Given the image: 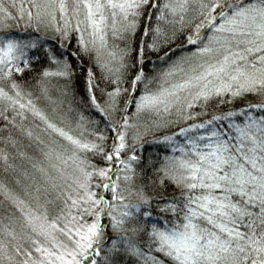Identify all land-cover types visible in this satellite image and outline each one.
<instances>
[{
  "label": "snow or ice",
  "instance_id": "1",
  "mask_svg": "<svg viewBox=\"0 0 264 264\" xmlns=\"http://www.w3.org/2000/svg\"><path fill=\"white\" fill-rule=\"evenodd\" d=\"M185 32L191 51L177 56L169 45ZM109 34L123 47L109 50ZM85 56L101 75L88 67L81 102L105 121L91 139L84 125L99 121L78 113L73 135L33 95L50 98V78L71 81ZM249 95L260 100L208 113ZM41 126L71 148L45 144ZM173 127L148 142L163 154L137 155ZM22 137L44 145L34 172L9 163ZM0 144L23 188L0 183V264H264V0H0ZM154 185L172 190L147 195Z\"/></svg>",
  "mask_w": 264,
  "mask_h": 264
},
{
  "label": "trees",
  "instance_id": "2",
  "mask_svg": "<svg viewBox=\"0 0 264 264\" xmlns=\"http://www.w3.org/2000/svg\"><path fill=\"white\" fill-rule=\"evenodd\" d=\"M143 28V21H141V30ZM13 31H28L32 32V28L25 29L24 24H20L19 28L16 27V22H12V28ZM190 30V29H189ZM43 36V38L50 43L52 42L53 36L55 35L52 31H46L43 28L41 29V32L39 33ZM187 35V32L183 34H179L177 39L174 41V43L170 44L169 47L172 48H180V51L176 52V55H180L181 52L187 50L191 51L190 46L185 45L184 36ZM151 37H149V40ZM75 41L73 40V44ZM182 45H185V47H181ZM118 46L123 47V44L119 42ZM112 48V46H111ZM74 50L70 46L69 51ZM164 51H167V48L163 49ZM130 55L134 56L135 52L131 53ZM157 53L155 51L145 50V71L152 75V69L155 65L159 64V61L156 59ZM115 63V62H113ZM91 66L93 70L95 71V74L97 77L101 75L100 70L96 68V65L94 63L90 64L89 58L87 56L83 59V65L81 68L77 70L75 73L74 78L71 81L67 80H58L55 77L50 78L48 82V92L49 97L46 98L39 94L38 89L34 86L33 87V95L37 97L35 102L37 105L41 108H43L49 115L50 118H53L56 123L63 127L66 131L71 132L73 135H79L81 132V129L76 126L77 122V116L78 113L82 112L83 115L86 117L87 120H95L99 121L97 125H91V124H85V131L84 135L87 136L89 139H91L90 130L94 127L95 130L99 131L104 127V119L100 115V113L95 109L91 107H86L81 102V97L86 98L85 90H84V78L87 73L88 67ZM35 75V73H33ZM34 84V82H33ZM115 85L109 84L108 88L114 87ZM127 84H124L123 87H127ZM100 88H104L105 91L108 90V88H105V84L101 83ZM103 92H101L99 89L96 90L95 95L97 97L98 102H100L101 97L103 96ZM139 95V91L136 93ZM126 98V97H125ZM260 100V96H252L249 95L245 97L243 100H236L233 104H224V105H218L217 102L214 100L212 104L208 108V113L212 114L214 111H224L231 107H241L243 106L244 102H257ZM133 106V105H132ZM196 111H200L199 108L196 109ZM29 123H35L39 124V121H26L25 124L28 125ZM176 129L173 127L171 129L168 128H161L156 132H152L148 135H145L143 137V140L141 143L143 144V148H137V155H142L145 158L147 157L148 153L151 152L153 158L155 159L158 154H163L165 149L163 145H160L158 147L153 146L149 144L148 142L153 139L154 136H162L165 135L168 131H175ZM131 132V131H130ZM35 133H38L41 138L45 141V144L51 143L54 146H59L61 150H63L65 147L71 148L70 145L67 144L66 141H64L62 138L57 136L54 133L49 134L48 132L44 131L42 126L35 129ZM106 135L108 137L106 147H111L112 142V136L113 133L110 131H106ZM132 133H128L129 138L131 139ZM149 137V138H145ZM130 145V142H128ZM0 147H3L2 144H0ZM44 150V145H38L35 141L30 140L27 137H22L19 141L17 148H9L8 151L15 153L13 157H10L9 163L15 164L17 168L20 170L27 169L29 172H34L31 165L32 163H35L39 160L41 151ZM23 151L26 153V156L22 157L19 155V152ZM126 155V153H123ZM81 155H86L89 160L92 161L94 165H98L100 158L99 155H93L91 152L88 153H81ZM31 156L34 159L29 161L28 157ZM115 159V158H114ZM98 161V162H96ZM100 164V163H99ZM19 175V172L10 169L8 172L3 171V165L0 164V183L6 184L10 189L14 190L18 194L23 195V188L22 185H17L15 182V177ZM38 176V173H36ZM23 179V178H21ZM171 187H164L161 188L159 186H150L146 189V194L149 196H156L158 194L162 193H170ZM132 199H135V195L133 194ZM7 202L4 200V196L2 193H0V212L3 211V205Z\"/></svg>",
  "mask_w": 264,
  "mask_h": 264
},
{
  "label": "rangeland",
  "instance_id": "3",
  "mask_svg": "<svg viewBox=\"0 0 264 264\" xmlns=\"http://www.w3.org/2000/svg\"><path fill=\"white\" fill-rule=\"evenodd\" d=\"M108 40H109V50H111V46L113 45V44H119V42L118 41H114L113 39H112V37H111V35L109 34V37H108ZM102 56L104 57V58H107V52H105V51H102ZM101 101L99 102L100 104H101V106H103L104 105V103H105V97H104V94H103V96L101 97V99H100ZM131 107H133L134 108V104H133V106H131ZM129 133H131L130 131H129ZM129 137V136H128ZM145 138H149V137H145ZM128 142H130V145H131V139L130 138H128V140H127V143ZM130 150V149H129ZM127 154V153H126ZM115 158V157H114ZM113 158V159H114ZM98 160H100L99 161V163H98V167H105V166H107V164L109 163L108 161H106V160H104V158H103V156H100V158L98 159ZM96 162H98V161H96ZM113 167H115V165H113ZM113 175H115L114 173H113ZM94 179H96V178H94ZM96 183L97 184H100V183H102V181L101 180H99V179H96ZM97 192H99L100 191V188L99 187H97Z\"/></svg>",
  "mask_w": 264,
  "mask_h": 264
}]
</instances>
